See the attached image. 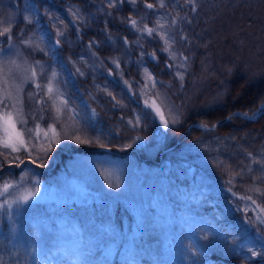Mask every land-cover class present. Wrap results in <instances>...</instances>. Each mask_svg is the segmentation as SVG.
Segmentation results:
<instances>
[{
  "label": "rangeland",
  "instance_id": "374dc122",
  "mask_svg": "<svg viewBox=\"0 0 264 264\" xmlns=\"http://www.w3.org/2000/svg\"><path fill=\"white\" fill-rule=\"evenodd\" d=\"M149 1L154 4L153 9H147L143 0H136L135 5L131 3V0L123 4L114 0L116 2L114 8L108 7L109 0H77L76 2L66 0L62 5L58 0L55 3L60 4L65 13H68L72 24L77 27V31H85V27L94 30L87 34V41L83 45L87 50L91 48L89 41L98 42L96 36L101 33V30H96V27L98 28L99 19L109 17L111 22L123 21L128 26V30L134 33L130 40L122 37V48L125 61L135 62L137 80L130 77V74L127 77L123 73L122 64L119 69H116L115 65L111 63L113 60L119 61L120 50L117 52L118 55L105 58L98 54H95V57L79 55V57H85H83L82 64L77 67L84 68L91 73L99 68L120 72L123 77L121 78L122 86L128 90L124 84V79L128 78V81L137 88L141 104L144 107L143 102L147 96L142 97L140 91L144 79H146L143 73V68L146 66L157 81L156 90L166 93L168 102L173 106L179 123L182 118L181 108L174 103L171 97L172 93L178 94L179 90L183 88L175 76L177 68H169L164 64L155 73L148 61L156 50L155 44L159 43L162 49L165 47L160 35L171 34L175 40L171 50L177 53V61L180 60V54L187 57V71L184 73V78L190 70L196 54L200 57L199 63L203 68L202 65L205 63L204 45L210 41L214 31L211 18L215 15L212 12L221 6V1L194 0L195 12L191 10L192 4L186 0H163L165 5L163 8L159 7V0ZM16 4L18 7L13 9V13L7 11L6 14H3L0 11V29L12 24V20L22 19L27 15L32 20L30 31L13 40L11 46L4 37H0V61L13 58L19 52L21 61L26 59L29 64H34L36 61L41 62L45 74L38 76L37 82L42 85L40 93L50 110L48 115L43 112V121L39 120L42 106L35 102L41 97L38 95L32 100L28 98L29 92H36L31 81L25 83L22 95L25 118L28 120L27 128L35 130V123L39 122L41 128L47 131L48 124L54 123L56 114L51 107V100H48V97L44 95L46 89L43 85L47 84L51 70L55 68L57 71L56 63L59 59L60 44L57 45L56 41L60 38L57 37L56 32L61 28H53L54 17L51 14L46 16L47 12L43 8L39 9L33 0H13L12 6H8V10ZM126 6L131 13L129 17L123 12ZM74 17H82V19ZM129 18L137 20L138 27L141 29L147 24L157 28V32H154L152 36L142 35L130 27ZM173 20H176L174 25L172 24ZM159 24H163L164 28L160 29ZM102 25L100 22L101 27ZM101 35V40L105 41L104 35ZM181 37L185 39H181ZM29 38L33 41V45L39 44V47L44 51L35 49L34 46L26 48L20 43L21 39ZM125 39L128 41L127 44L124 43ZM82 52L84 53V51ZM142 53H144L143 56ZM40 54H45L48 58L42 59L39 57ZM165 55L168 57L167 53ZM169 62L168 60L166 63ZM164 69L167 71L166 77L160 74L165 72ZM37 71L39 72V69ZM196 80H192V86L195 85ZM57 83L61 91L62 87L58 78L54 81V89ZM69 107L73 108L70 105ZM78 119L76 110L74 113L64 111L59 123L55 124L57 132L62 137H65V132H67V136L70 133L73 134V131L77 134L75 129L78 128ZM67 125H74V127H67ZM18 127L21 126L18 125ZM201 130L197 136L179 142V146L176 148L168 149H162L164 144L162 130L157 131L150 142L143 138L136 141V137L141 136H132L123 148H130L126 145L131 144L132 148L142 151L145 157H149L157 163L154 169L145 162L144 157L130 161V155H128L114 163L70 153L68 170L85 180L88 187L74 176L69 180L63 177L62 179L66 180L64 183L70 186L69 190L60 189L54 185L46 186L40 181V168L42 167H38V165L43 164L51 168L54 160L52 153L45 159L38 160L33 157L28 160L24 156L20 157L24 163L17 168V180L12 182L17 187L10 189L5 198L11 201L22 194L25 188L35 190L36 187H39L41 191L38 193V198L29 205L23 206L19 213L16 212V205H14L11 220L7 216V210L2 211L9 223L8 232L12 235L6 264H74L83 249L84 229L80 222L90 224L96 221L102 230L106 229L104 216L98 214L100 212L99 204L89 203L91 199L87 195H91L93 188L108 194L109 201L103 204L104 212L111 209L112 199L119 197L133 212L134 222L144 218L145 223L149 224V226L147 224L142 226H147V233L140 241L139 249H142L135 251L126 249L125 260L122 258L120 264H126L133 257L137 264H142L139 261L140 256L144 257L143 261L146 264H199V260L203 257L204 247L231 255L232 260L241 264H264V255L252 258L251 253L247 251L249 247H252L253 250L264 253V247H262L264 245V225L245 223L249 218L255 219L253 211L255 206L249 200L238 198L252 196L261 207H264V195L251 190L259 187L264 191V181L257 179L261 176L260 166L253 164L251 173L247 171L246 167L250 163L246 155L248 152L253 153L256 158L264 157V126L249 128L239 134H223L214 129L202 128ZM51 136L52 133L49 132V137ZM72 139L71 137L66 141L65 147L71 145ZM32 143L36 144V149H39L41 143L46 148L49 145V141L44 139L43 132L40 133L39 141L33 138ZM29 148L33 149L31 144ZM0 150L4 151L2 148ZM17 155L12 154V157ZM157 156L160 159H157ZM12 157L3 160L1 155L0 165L3 167L5 162L12 165L19 163V161L12 160ZM32 160H35V163ZM218 162L223 163L218 166ZM53 169L55 167L50 170ZM158 169H162L164 177L158 174ZM242 170L243 174L235 175L233 183L229 185L227 181L234 174L241 173ZM24 173H27V177L21 181L20 178ZM117 182L120 184L118 189L108 187V184L115 185ZM229 187L232 188V192L236 193V196L228 191ZM2 202L3 198H0V203ZM148 206L153 209L145 210ZM245 208H248L247 212L244 211ZM159 218L162 222L153 228L152 224ZM140 228L141 226L134 233H137ZM221 229L228 230L229 235L225 236ZM205 235H207V239L202 238ZM189 248L197 254L193 256L192 252L188 251ZM113 251L112 244L108 243L104 252L112 254ZM67 252L74 254L70 260L63 257ZM218 264L229 263L222 261Z\"/></svg>",
  "mask_w": 264,
  "mask_h": 264
},
{
  "label": "trees",
  "instance_id": "16d2710c",
  "mask_svg": "<svg viewBox=\"0 0 264 264\" xmlns=\"http://www.w3.org/2000/svg\"><path fill=\"white\" fill-rule=\"evenodd\" d=\"M220 1L221 6L212 12L215 15L211 18L214 31L210 41L204 45L203 68L199 63L200 57L196 54L184 78L183 88L178 94L172 93L171 95L174 103L181 108V121L177 124L170 123L167 129L162 127L158 117L152 114L145 115L150 110L144 109L141 105L139 93L134 85H132V92L121 86L120 72L114 71L112 77L104 74L100 82H95L97 72L89 71L85 75L76 72V68L70 64L68 58H75L74 53L77 52L79 45L82 46V42L73 30L68 28L69 23L63 16L61 26L63 25L65 38L61 39V61L67 63L70 71L62 66V72L58 73L59 81L65 99L74 106L81 117L78 122L81 139L92 141L89 144H76L78 147L91 146L90 150L78 149V152L105 161L116 162L123 158V146L134 135L139 134L143 139L149 140L157 131L162 130L165 138L164 145L177 147L179 142L195 137L202 131L195 125L198 122L208 125L215 123L214 130L223 134H239L246 129L259 128L264 124V109L259 107L264 102V0ZM6 3L12 4V0H0L1 6L6 7ZM108 25L111 26L108 33L112 35L118 32V27L111 22ZM29 27L24 20H16L11 32L13 39L29 31ZM22 29L23 32H21ZM90 32L92 30L87 28L86 33ZM86 33L83 36L86 37ZM121 33L131 35L128 30L121 31ZM100 40L101 37H99ZM94 46L102 54L112 55L116 52L114 47L105 41H100ZM155 52L156 60L150 59L148 63L154 72H158L160 66L167 65L168 58L162 52L160 45H157ZM121 56L123 73L127 77L130 74V77L137 79L135 64L133 62H130V65L124 64L128 62L124 60L123 54ZM164 71L160 74L166 77L167 71L166 69ZM105 79L109 81L108 85ZM193 79H197L194 86H192ZM105 89L112 92L120 103L116 104V101L106 94ZM43 109H46L45 114L49 113L45 104H43ZM257 109H260V114L253 118L236 114L237 112L255 114ZM93 110L95 111L94 116L92 115ZM136 115L141 117V124L134 128L128 121L134 120ZM97 137H99V143L96 142ZM100 144L108 146L110 150L93 149ZM21 153L24 156L28 155L23 151ZM129 155L133 159L137 156L134 151H131ZM56 158L57 168L65 170L66 153L56 151ZM146 162L152 167L156 166L152 160L147 159ZM41 173H43L45 182L56 175L54 171L45 169L41 170ZM15 177L16 170L5 169L0 172V183ZM103 199L101 198V201ZM132 214V211L120 199L115 200L107 217V225L112 231V236L109 238L113 240L115 251L113 258L104 257L105 264H117V256L123 247L129 244L132 247H138L137 236L133 237L132 242L129 241V233L133 231ZM97 232L98 227L95 225L90 226V229L86 227V240H96L97 237L95 238L94 234ZM101 239L104 240L106 237L102 236ZM6 242L7 238L3 232H0V264L4 262L3 250ZM102 248L91 246L90 254L80 256L77 264H98L100 261L98 255ZM221 254L207 252L201 262L202 264H215L221 260L220 258H226L224 254Z\"/></svg>",
  "mask_w": 264,
  "mask_h": 264
},
{
  "label": "snow or ice",
  "instance_id": "6c2138e0",
  "mask_svg": "<svg viewBox=\"0 0 264 264\" xmlns=\"http://www.w3.org/2000/svg\"><path fill=\"white\" fill-rule=\"evenodd\" d=\"M116 2H119L121 4L128 2V0H116ZM116 2L114 0H109L108 7L114 8L116 6ZM186 2L192 4V11H196V5L194 3V0H186ZM131 3L135 5L136 0H131ZM165 5L163 3V0H159V7L163 8ZM145 7L147 9H153L154 5L152 3H146ZM75 19H82V17H74ZM143 19V18H141ZM23 20L27 24H31L32 20L29 16H24ZM63 23V22H62ZM130 27L134 29L136 32L143 34H146L147 36H152L154 32H157V28L150 27L147 24L144 25L143 29L138 27V21L135 19L129 18L128 21ZM176 23V20L172 21V24L174 25ZM13 25L9 24L6 27H3L0 29V37H6L9 46H11L13 41V36L11 35ZM159 28L163 29L164 25L159 24ZM23 32V29L21 30ZM57 37H61L64 35V32L57 29L56 32ZM160 39L164 42L165 47L162 49L163 53L168 54V60L170 61L166 66L169 68L176 67L177 71L175 73L176 79H178L181 82V86L183 85L184 80V73L187 71V57L183 56V54H180V60L177 61V53L175 51H172V44L175 43V40L172 38L171 34H162L160 35ZM181 39H185L184 37H181ZM21 44H23L26 48H32L33 46L35 49H38L40 51H44L39 47V44L33 45V41L29 39H21ZM61 41L57 39L56 44L59 45ZM125 44L128 43L127 39L124 41ZM93 42L89 43V47H92ZM20 53L17 52L15 57L9 58L7 60L0 61V148L6 150L3 153H0L5 156V159H8L9 157H12L13 153H20L21 151L28 154L29 157H31L32 152L29 148V145L31 144L33 149H36V144H33V138H35L37 141L40 139V133L43 132L44 139L49 141L48 148H45L44 145L41 143L38 150L43 151L44 155H47L48 150L51 147V141L54 140L55 143H60V133L57 132V128L55 126L56 123H59L61 116L64 111H67L69 113H74L75 110L73 108L69 107V101L64 98L63 93L59 90L58 83L54 89V81H56V78L58 77V72L55 68L51 70L50 75L48 76L47 84L43 85V87L46 89V92L44 95L48 97V100H51V107L55 110V117H54V123H49L47 131H45L43 128H41V125L39 122L35 123V130L32 128H27L28 120L25 118V112H24V98H23V91H24V85L25 83H28L31 81L36 89V92H29L28 98L29 100L34 99L36 96L40 95V90L42 88V85L37 82L38 76H43L45 74V70L43 65L40 61H36L34 64H29L28 61L20 60ZM95 55V53H93ZM142 56L144 53L141 54ZM156 54L155 52L151 54L150 59H155ZM111 63L115 65L116 69L120 68V62L113 60ZM39 69V72L37 71ZM76 72L80 75H84V73L81 71L80 68H76ZM144 77V84L140 91V95L147 96V98L144 99V108L149 109L150 112H146L145 115H154L155 117L159 118L160 124L167 129L169 127V124H175L178 123V117L175 114V110L173 106L168 102L166 93H163L161 91L156 90L157 89V81L153 74L149 71V69L145 66L143 68ZM113 70H110L108 72V75H112ZM124 84L127 86L128 91L132 92V84L125 80ZM105 92L108 96L112 97L114 101H116V104H119L120 101L117 99L116 96L113 95L112 92L107 91L105 89ZM133 94H135L133 92ZM37 104H44L46 101L43 99V96L41 99L35 101ZM115 106V105H114ZM261 109H264V102L261 104ZM260 109H257L259 111ZM46 111V109H41V115L39 116V120H44L43 112ZM92 115H95V111L93 110ZM245 117H249V113L245 112L243 113ZM254 115V114H253ZM250 118V117H249ZM33 119L35 120V114L33 113ZM75 119V117H74ZM128 123L132 127H138L141 124V117L139 115H136L134 120H129ZM20 125L21 127H18ZM202 128L206 130H212L216 127L215 124L208 125L206 123H202L200 125ZM67 127H74V125H67ZM76 132H79V128L75 129ZM49 132L52 133V136L49 137ZM26 133H27V139H26ZM64 136L67 138V132L64 133ZM76 143L78 144H89L92 143L91 140L88 139H81L80 135H74L72 137ZM142 137L137 136L136 141L141 140ZM96 142L99 143V137H97ZM135 143V141H133ZM101 147H104L103 144H100ZM132 145H126V147H131ZM247 157L250 160V163L247 164V171L251 173L253 171V164L259 165L261 170V176L257 179L264 181V157L256 158L253 153L248 152ZM40 157H37L39 159ZM12 160L19 161V163H16V167L19 168L21 164L24 163L23 160L20 159V156H14L12 157ZM33 163H35V160H32ZM220 163L218 162V166ZM43 164H39L38 167H43ZM0 168H2V165H0ZM243 170L241 173H236L233 175L232 178H230L227 183L231 185L233 183V179L235 178V175H242ZM27 177V173H24L21 176V181L25 180ZM33 183L38 184V182L33 181ZM17 187L16 184L4 181L2 187H0V198H3V202L0 203V211L7 210V216L11 220L13 216V206L16 205V212L19 213L21 211V208L25 205H29L34 199L38 198V193L41 191L39 187H36L35 190L25 188L22 192V194L16 196L11 201L7 198H5L9 194V190ZM108 187L111 189L113 187L119 188L120 184L117 182L115 185L108 184ZM252 191L264 195V191L260 189L259 187L251 189ZM229 192L232 193L233 196H236L235 192H232V188L229 187ZM241 200H249L251 201V204L255 206L253 211L255 212V219L249 218L245 221V223L252 225H264V207H261L260 204L257 203L256 199H253L252 196H240L238 197ZM245 212L248 211V208H245ZM203 239H207V235L202 237ZM264 247V245H262ZM188 251L192 252V255L195 256L197 253L193 251L191 248L188 249ZM249 253H251L252 258H256L257 256L264 255V253L257 252L253 250L252 247H249L247 249ZM126 264H137L134 257L131 258L126 262Z\"/></svg>",
  "mask_w": 264,
  "mask_h": 264
},
{
  "label": "bare ground",
  "instance_id": "6f19581e",
  "mask_svg": "<svg viewBox=\"0 0 264 264\" xmlns=\"http://www.w3.org/2000/svg\"><path fill=\"white\" fill-rule=\"evenodd\" d=\"M16 7H18V4H16V6H14L12 9H17ZM262 126H264V124ZM74 135H75L74 133L73 134L70 133L69 134V138L73 137ZM76 144H78V143H76L75 140L72 139L71 140V145H69V148L74 150L76 153L80 154V152H78L77 150L78 149L84 150L86 145H82V146L78 147V146H76ZM123 151L125 152L124 148H123ZM53 158H56V155H53ZM63 177L66 178V177H68V175H63V176H60L59 178L62 179ZM225 230L226 229H221V231H225Z\"/></svg>",
  "mask_w": 264,
  "mask_h": 264
}]
</instances>
